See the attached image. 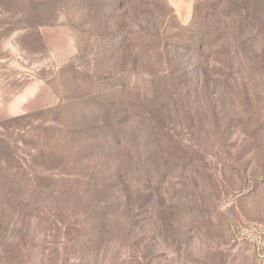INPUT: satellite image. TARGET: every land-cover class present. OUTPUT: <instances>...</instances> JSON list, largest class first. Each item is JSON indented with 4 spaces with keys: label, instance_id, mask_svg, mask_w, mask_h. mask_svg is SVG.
Segmentation results:
<instances>
[{
    "label": "rangeland",
    "instance_id": "rangeland-1",
    "mask_svg": "<svg viewBox=\"0 0 264 264\" xmlns=\"http://www.w3.org/2000/svg\"><path fill=\"white\" fill-rule=\"evenodd\" d=\"M140 1L88 0L82 16L79 0H0V251L20 264H264V0ZM124 163L144 168L135 191L152 177L153 206L117 193L101 208L99 184ZM13 173L38 182L23 211Z\"/></svg>",
    "mask_w": 264,
    "mask_h": 264
},
{
    "label": "trees",
    "instance_id": "trees-1",
    "mask_svg": "<svg viewBox=\"0 0 264 264\" xmlns=\"http://www.w3.org/2000/svg\"><path fill=\"white\" fill-rule=\"evenodd\" d=\"M122 1V4H121ZM143 1V0H142ZM114 2L119 3L122 5V7H124L125 9L123 11H127V9H131L132 7L136 6L138 7L141 3L140 0H138L137 2H135V0H114ZM79 3L83 4V8L84 10H80L81 15H84V11H87V13L90 11L89 8V2L88 0H79ZM197 22V19H196ZM193 22L192 26H195V31H198V35H201V31L203 30V25L201 24V21L199 23ZM196 23V24H195ZM40 24V23H39ZM37 24V25H39ZM143 32H149L148 30H141ZM193 33H195L194 29L191 30ZM142 32V33H143ZM207 35V34H206ZM135 36V32H131L128 31L127 36H125L126 40L129 41L131 39V37ZM199 41L195 42V50L197 52H201L203 48L205 47V44L201 41L202 35L201 37L198 36ZM193 37L191 36H186L180 39V43L186 47V40L190 41L192 40ZM165 46V44L163 45V47ZM151 47V43L147 42V44H144V46L142 47V51L143 50H147ZM97 61V59H96ZM97 70V68H96ZM111 77L113 79H125L126 78V74H125V70L121 69V71L117 74V75H111ZM104 163H99V165H101L99 168L102 170L99 174H95L96 175H103L104 177H106L107 173H109V169H107L105 165H103ZM150 168L151 165H149L148 169H145V175L147 177H149V173H150ZM120 172L117 173V176L115 179L111 180H104L103 182H101L99 184V186L101 187V195L97 196L101 197L99 198V202L101 205V208H108L111 209L113 206L116 205V202L113 200V197L116 196V194L118 193L119 196H121L122 198H126V205L127 206H131L135 197H141L144 194L149 195L150 198V205L149 206H153V196L155 198V196L158 194V191L160 189L156 188V187H152L151 184L153 183L152 177H149V179H147V182L150 184V186H148L149 189H146L148 191H135L136 186H138L139 184V180H135V178L137 177L138 173H141L142 171H144V168L141 167L138 164L132 165L129 163H124V167L119 170ZM7 182H8V190L6 191V193L8 194V196H10L11 201L13 202L14 205L16 206H20V208H22L21 210H25L26 206H27V202L25 199V194H27L28 191L32 190H36V186L35 184L38 183L34 180L32 181H26L25 179L18 177L17 175L15 176V174H12V177H8L7 178ZM93 182H95V187L98 186V182H96V178H93ZM1 187V186H0ZM64 189V188H63ZM22 195V196H21ZM21 196V197H19ZM100 199H103L100 201ZM26 202V203H24ZM98 202V203H99ZM136 202L138 203L139 200H136ZM159 205H161L159 202H157ZM156 203V204H157ZM109 214H107L105 212V219L109 220ZM20 247V245L18 246V248ZM19 250L20 253H22V251L20 249ZM12 251V252H11ZM1 252H3V254H1ZM14 250H12L11 248L7 249H2V251H0V264H20V263H15V261H13L15 258H17L15 256ZM5 255V256H4ZM23 264V263H21Z\"/></svg>",
    "mask_w": 264,
    "mask_h": 264
}]
</instances>
